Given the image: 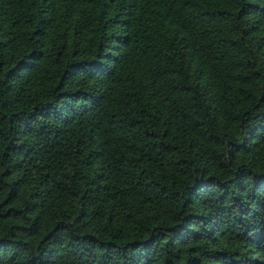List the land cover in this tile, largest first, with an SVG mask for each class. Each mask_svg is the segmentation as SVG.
Segmentation results:
<instances>
[{"label":"trees","instance_id":"trees-1","mask_svg":"<svg viewBox=\"0 0 264 264\" xmlns=\"http://www.w3.org/2000/svg\"><path fill=\"white\" fill-rule=\"evenodd\" d=\"M0 264H264V0H0Z\"/></svg>","mask_w":264,"mask_h":264}]
</instances>
